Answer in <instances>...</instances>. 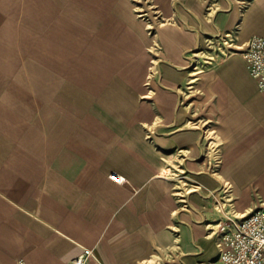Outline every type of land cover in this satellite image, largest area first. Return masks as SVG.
Instances as JSON below:
<instances>
[{
    "label": "crops",
    "instance_id": "obj_1",
    "mask_svg": "<svg viewBox=\"0 0 264 264\" xmlns=\"http://www.w3.org/2000/svg\"><path fill=\"white\" fill-rule=\"evenodd\" d=\"M54 6L0 0V264H70L83 247L95 249L93 264H220L217 239L200 209H179L173 158H166L181 148L200 153V133L183 126L187 109L179 104L175 111L174 96L160 91L158 115L148 107L137 114L90 110L88 102L102 92L119 97L126 79L127 94L136 95L133 68L122 63L121 43L104 46L92 29L97 22L88 20L93 52L103 59L107 50L113 61L74 62L72 16L57 17ZM217 21L221 30L239 21L242 44L264 36V0ZM121 29L134 36L119 27L118 37ZM57 52L64 55L60 66L48 60ZM174 79L168 81L174 85ZM114 80L117 86L101 85ZM198 87L200 109L223 142L219 181L233 186L238 213L264 208V92L245 57L210 66ZM155 117L169 130L156 141L158 149L144 139V128L120 122ZM113 173L127 183L111 180Z\"/></svg>",
    "mask_w": 264,
    "mask_h": 264
},
{
    "label": "rangeland",
    "instance_id": "obj_2",
    "mask_svg": "<svg viewBox=\"0 0 264 264\" xmlns=\"http://www.w3.org/2000/svg\"><path fill=\"white\" fill-rule=\"evenodd\" d=\"M40 1L54 3L52 10L57 17L63 13L72 16L73 48L70 58L74 62L85 60L89 63L102 61L112 63L113 61L107 56V50L103 59L102 54H96L95 50L93 52L92 43L96 37L89 28L93 23L88 21L97 23L100 21V24H94L92 29L105 41L104 46L107 47V43L117 44L118 41L121 47L124 46L120 47L123 53L122 63L126 64V67L133 68L131 74L136 80V95L127 94V90L132 85L130 86L126 79L122 83L123 88L122 86L120 88L124 92L122 91L119 97H117L118 92L107 97L102 92L99 101L88 102L90 110L133 111L137 114L148 107L158 115L160 110L157 109L156 99L160 91H168L174 96L175 111L179 104L187 109V118L183 126L185 130L196 129L200 133L202 145L200 153L195 156L187 148L175 150L166 156L173 158V161L169 162L174 169L171 173L172 178L177 183L175 193L179 209L190 214H197L200 209L201 222L207 229H209L208 225H213L211 231L216 239L221 226L225 224L235 226L239 218L244 215L234 208L233 186L224 187L225 184L219 181L223 179V166L220 163L223 142L214 123L210 122L206 113L200 109L199 100L202 91L198 84L200 76L210 66L225 62L230 56H235L234 53L245 51L247 43L242 44L239 38L242 30L240 22L238 21L234 29L221 30L217 20L228 18L233 12L247 9L252 0ZM112 17L114 21L108 22ZM119 27L131 30L134 36L130 37L124 29H121L118 37ZM164 30L166 34L167 31L172 33L167 34V38L163 37ZM173 33L178 37H173ZM63 59L64 55L58 52L48 56V60L55 66L62 65ZM125 66L123 67L126 68ZM168 71L174 72L175 76L168 77ZM192 72L197 73L191 76ZM171 78H175L174 85L172 81H168ZM109 82L104 84L101 82V85L107 88L109 85L119 84L115 80ZM178 89H180L179 95H176L175 91ZM158 102L159 108L162 109L161 101ZM129 121L144 128V139L155 145L157 149L159 145L156 141L162 134L169 132L162 128L165 121L156 117L146 122L140 118L120 119L122 126H127ZM209 179L213 183H210Z\"/></svg>",
    "mask_w": 264,
    "mask_h": 264
},
{
    "label": "built area",
    "instance_id": "obj_3",
    "mask_svg": "<svg viewBox=\"0 0 264 264\" xmlns=\"http://www.w3.org/2000/svg\"><path fill=\"white\" fill-rule=\"evenodd\" d=\"M244 57L252 78L264 92V36L254 35L247 42ZM114 182L124 185L126 178L110 175ZM220 264H264V208H258L239 218L235 226L223 225L217 239ZM97 259L94 248L84 247L70 264H93ZM18 264H27L20 259Z\"/></svg>",
    "mask_w": 264,
    "mask_h": 264
},
{
    "label": "bare ground",
    "instance_id": "obj_4",
    "mask_svg": "<svg viewBox=\"0 0 264 264\" xmlns=\"http://www.w3.org/2000/svg\"><path fill=\"white\" fill-rule=\"evenodd\" d=\"M153 28V27H152ZM163 33H165L166 34V30H164V32ZM165 34L164 35H162L163 37H165ZM175 43H177V42H175ZM173 45V44H172ZM59 54V53H58ZM235 55H243L244 56V52L242 51V53H234ZM198 56V55H197ZM57 60H58V58H57ZM197 72H192V73H190L191 74V76L192 75H194V74H196ZM55 86V85H54ZM60 125V124H59ZM56 127V126H55ZM54 127V128H55ZM58 127V126H57ZM57 129V128H56ZM58 131V130H57ZM69 140V139H68ZM68 142V141H67ZM64 144V143H63ZM66 144H68V143H66ZM70 145V144H69ZM213 225H208V228H214V227H212ZM84 248V247H83Z\"/></svg>",
    "mask_w": 264,
    "mask_h": 264
}]
</instances>
